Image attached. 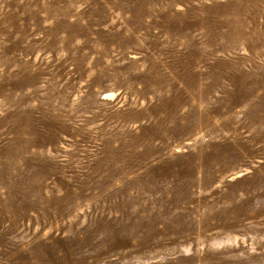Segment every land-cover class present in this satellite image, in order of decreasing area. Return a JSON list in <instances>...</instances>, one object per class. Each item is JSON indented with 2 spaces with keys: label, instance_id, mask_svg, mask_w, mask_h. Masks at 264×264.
<instances>
[{
  "label": "rangeland",
  "instance_id": "1",
  "mask_svg": "<svg viewBox=\"0 0 264 264\" xmlns=\"http://www.w3.org/2000/svg\"><path fill=\"white\" fill-rule=\"evenodd\" d=\"M0 60V81L14 72L0 88L10 94L0 98V264H177L190 254L187 264H204L214 257L206 252L264 264V215L212 217L229 205L223 194L243 201L263 190V87H250L264 82V0H0ZM172 84L182 98L189 85L203 92L204 102L190 101L203 129L195 139L152 137L154 114L175 101ZM234 140L242 156L224 177L199 171L197 153L218 150L207 142ZM185 164V177L155 173ZM146 180L168 187L150 198L197 209L146 235L126 207L141 197L130 186ZM110 218L112 236L129 243L115 252L99 241ZM164 238L174 243L153 242Z\"/></svg>",
  "mask_w": 264,
  "mask_h": 264
},
{
  "label": "bare ground",
  "instance_id": "2",
  "mask_svg": "<svg viewBox=\"0 0 264 264\" xmlns=\"http://www.w3.org/2000/svg\"><path fill=\"white\" fill-rule=\"evenodd\" d=\"M1 61V60H0ZM8 72L7 76L4 78L5 80L2 82L0 81V88L1 87H7L9 85H12L13 82V75L14 72H10V70L7 68L6 70ZM184 79V78H183ZM186 83L192 84V79H186ZM259 86L263 87V91L258 96V105L260 107L264 106V82L263 80L259 79L256 80L255 83L250 87L251 91L256 90ZM145 89V88H144ZM146 90V89H145ZM181 91L182 88L179 86H175L172 84L171 89L169 91L173 93L174 100L171 104V108H169L165 115L163 117L154 114V125L152 127V137L154 139H160V141H164L167 138L173 137V136H180L181 140H188V139H195L199 135L202 134L203 129L199 127L196 124V121H194L190 117V111H196L195 106L190 103L194 98H202L203 102L204 99L202 97V91H195L194 87L186 88L187 98L181 97ZM142 92V90H141ZM154 96H156V100H159L161 103H164L166 105L167 99L157 93H152ZM10 95L7 92H4L0 90V98H8ZM143 100H145L143 98ZM184 101L180 105V109H178V105ZM7 105V104H6ZM186 105L189 109V112H186L187 110H183V106ZM204 106L206 109L210 108L213 110H218L219 106H212L208 104L206 101L204 103ZM2 107V106H1ZM0 107V108H1ZM206 111V110H203ZM186 118V122L182 123L180 120ZM151 121L150 118H147ZM168 122H172V125H169ZM137 127H140V124H138ZM198 130V131H196ZM163 132H166L163 134ZM161 134L163 137H161ZM170 134V135H169ZM188 136V137H183ZM235 141V140H234ZM183 142V141H179ZM236 143H233L231 141H223V142H207L206 145H209L210 147H217L218 150L214 153L210 151L205 152H198L197 156L200 157V162L198 164V168L200 172L204 171L205 176L207 178H212L215 173L221 178L224 177L228 167L226 164L230 162L232 159H237L241 157L242 155L237 150L236 145L239 141H235ZM184 143L179 145L181 147ZM221 162V163H220ZM193 170V166L191 164H185L181 169L175 171L171 170L168 167L161 168L157 167L155 173L160 176H173V177H185L188 176ZM243 170H248V167H245ZM159 171L161 173H159ZM236 172V171H235ZM219 173V174H218ZM259 172L256 173L258 175ZM151 174H149L147 177H149ZM194 184V180L191 181H184L179 183L180 187H187L189 184ZM262 185L263 190L260 193H249L246 198L243 201H239L236 197H229L226 194H223L220 197L219 201H222V199L229 200V205H222L212 217L214 218H225L227 214L230 215L231 219L233 221L239 220L240 218L247 217L248 214L246 213L248 209H245L247 207L250 208L252 211V216H256V214H262L264 215V179L260 182ZM130 188H135V191H137L139 194H141V197L139 200H134L133 197H129L126 207L129 211V213L133 216H137L138 219H142V223L145 227V234H151L157 231V233L165 234L169 228L173 226H178L180 223L184 222L186 220V217L188 216L189 212L192 210H196L197 205L194 206H188L186 202L184 204L181 203V209L178 208V205L180 204L179 198L177 196H172L168 199H162L160 197H152L150 196L157 192L158 190H164L167 191L168 187L163 184V182L156 180L153 184H149L148 181H143L140 183L133 184L130 186ZM211 206H214V203H210ZM78 206L76 202L74 203V206ZM196 208V209H195ZM141 213L142 215H139ZM256 213V214H255ZM207 214L202 215L200 222H206L208 221L211 216H206ZM113 224V219L110 218L107 220V225L103 227V230L108 231V236L102 235L99 236V241L101 243H106L108 245V251L115 249V243L118 245L121 242L123 238L120 237H113L111 232V227ZM162 225V227H158V225ZM157 229V230H156ZM228 229V228H225ZM66 232H72V235L75 233L74 230H71L70 228L65 230ZM261 239H264V227L261 228ZM87 232V230H86ZM86 236L90 238H94V235L87 233ZM73 238H70L69 240H72ZM112 239V240H111ZM165 241L154 239V244H164V243H174L173 241H169L166 238H164ZM260 240V239H259ZM127 246L129 243H125ZM264 244V243H261ZM137 249V248H135ZM133 252L132 249L129 250H123L117 252V256L122 258L123 260H126L128 256H130V253ZM206 255L208 256H214L211 261L203 259L204 264H240V260L236 259V262H230L229 259H223L222 256L219 254H214L212 252H206ZM65 256V254H64ZM253 260L257 259V254L252 255ZM50 257V256H49ZM191 259L196 260L197 256L196 254H190L186 256H181L179 258V262L177 264H187L188 261ZM239 259V258H238ZM247 257L245 258V261H243L242 264H248ZM163 264H170L167 263V261H162Z\"/></svg>",
  "mask_w": 264,
  "mask_h": 264
}]
</instances>
